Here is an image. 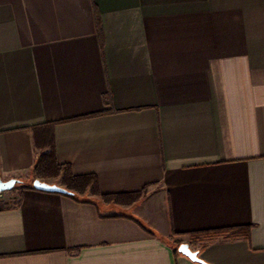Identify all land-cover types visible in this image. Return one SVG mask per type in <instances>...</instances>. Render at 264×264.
<instances>
[{"label": "crops", "instance_id": "obj_1", "mask_svg": "<svg viewBox=\"0 0 264 264\" xmlns=\"http://www.w3.org/2000/svg\"><path fill=\"white\" fill-rule=\"evenodd\" d=\"M0 178V264H264V0H0Z\"/></svg>", "mask_w": 264, "mask_h": 264}, {"label": "trees", "instance_id": "obj_2", "mask_svg": "<svg viewBox=\"0 0 264 264\" xmlns=\"http://www.w3.org/2000/svg\"><path fill=\"white\" fill-rule=\"evenodd\" d=\"M44 126L45 131L41 135L35 136V146L39 148L40 153L31 171L33 179L57 184L66 190V193H62L63 195L75 200H80L86 195H99L106 202L131 205L144 196L146 188L132 193L100 194L95 175H75L69 164L57 161L52 137L47 132L49 125ZM30 188L34 189L33 186ZM82 201L86 202L87 200L82 199ZM240 229L243 231L248 230L236 228L234 232H238Z\"/></svg>", "mask_w": 264, "mask_h": 264}, {"label": "water", "instance_id": "obj_3", "mask_svg": "<svg viewBox=\"0 0 264 264\" xmlns=\"http://www.w3.org/2000/svg\"><path fill=\"white\" fill-rule=\"evenodd\" d=\"M19 182V180L12 178L6 181H3L0 178V193L5 191H10L14 188V186ZM32 186L39 191L44 192H56V193H66V190L57 184H51L45 181H41L39 179H34ZM177 251L188 257L193 262L206 264L198 254V251L191 249L188 243H180L177 246Z\"/></svg>", "mask_w": 264, "mask_h": 264}, {"label": "rangeland", "instance_id": "obj_4", "mask_svg": "<svg viewBox=\"0 0 264 264\" xmlns=\"http://www.w3.org/2000/svg\"><path fill=\"white\" fill-rule=\"evenodd\" d=\"M178 246V245H177Z\"/></svg>", "mask_w": 264, "mask_h": 264}]
</instances>
